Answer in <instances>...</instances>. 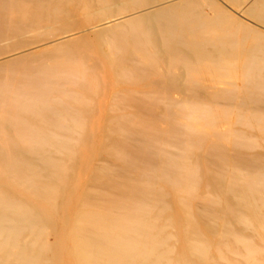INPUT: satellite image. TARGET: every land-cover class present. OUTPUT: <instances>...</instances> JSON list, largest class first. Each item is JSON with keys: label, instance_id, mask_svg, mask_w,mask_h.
I'll list each match as a JSON object with an SVG mask.
<instances>
[{"label": "bare ground", "instance_id": "1", "mask_svg": "<svg viewBox=\"0 0 264 264\" xmlns=\"http://www.w3.org/2000/svg\"><path fill=\"white\" fill-rule=\"evenodd\" d=\"M163 1L121 16L155 1L0 0V264H264V154L252 152L258 142L244 130H216L208 102L145 90L150 95L124 103L132 111L107 120L99 138L109 160L94 163L86 146L95 136L85 118L91 105L74 87L89 81L83 68L93 71L85 63L94 57L69 44L76 33L66 40L56 34L75 7L113 19L97 30V44L114 50L106 60L127 67L115 66L121 81L147 74L133 63L144 61L136 56L146 47L187 66L204 51L215 58L205 47L215 48L217 39L206 31L234 29L240 43L251 44L239 50L244 90L206 89L212 100L233 101L240 124L253 120L264 130V26L252 21L264 2ZM175 75L181 73L168 78ZM195 88L186 89L197 98Z\"/></svg>", "mask_w": 264, "mask_h": 264}, {"label": "rangeland", "instance_id": "2", "mask_svg": "<svg viewBox=\"0 0 264 264\" xmlns=\"http://www.w3.org/2000/svg\"><path fill=\"white\" fill-rule=\"evenodd\" d=\"M154 1L155 2L152 3L151 5L141 6L135 10H131L127 13H123L121 16L130 14V13L132 15H135V16L138 14L142 15V14H145V13L151 11V10H154L156 7L163 6L166 3L163 0H154ZM247 1H249V0H247ZM247 1H243V3L247 2ZM262 1L264 2V0H262ZM222 8H224V10H227L225 7H222ZM205 10L208 11L207 9H205ZM95 11H96V9H93L91 11V15L89 16V15H86V13L83 10H81L80 7H75L73 9L74 15L64 18L59 25L60 29L56 33L58 35L57 38L60 37V38H63L64 40L71 39L70 36H72L73 33L74 34L76 33L73 37H77V36L78 37L76 39H73V40L71 39V41H69V44L73 48L81 51L82 53L90 54L91 56L94 57L93 60L95 59V61L89 60V61H86V63H85L88 65L87 67L92 66L93 71H92V69L90 71L89 69L87 70L86 67L83 68L82 66H80L81 70L84 69V70H86L85 72L89 71V73H90V74L88 73L89 76H86L87 73L85 74L84 70L81 72V73L84 72L83 74H85L86 79L88 77H90L89 81L86 80V82L84 83L90 89H84V88H87V86L83 88V86H85L84 84H81L82 88L80 87L81 85H79V87L78 86L74 87V89L77 92H79V94H83L85 96L86 100L84 99V101H82V102L83 103L85 102L84 104H87L86 101L89 99L88 103L90 102L89 104L91 105L90 106L88 104L90 106L89 109L91 111V114L85 118L89 121L88 126L92 130V132H95V133H93V135H95V136H92V138L86 142V146L89 147L91 155L93 156V162L94 163H97V161L100 159L109 160V156L107 155V153H105L106 150L100 145L101 140L99 138L100 135L103 133V130L111 125V124L107 123V120L116 119L118 116L117 114H119L122 111L123 112H125L126 110L128 111L130 108H127L124 105V103L125 104H131V103H135V102L139 101L140 100L139 98H138L139 100H137V99H131L130 97L135 98V97L140 96V98H141L142 95H144L146 97L147 94H149V92H146L147 90H150L152 92L151 95L149 94L150 96L153 95L152 97H155L156 95L157 96L161 95L162 98H164V97L170 95L168 97H175L176 99L187 98L189 101H193L194 99H197V102H198V100H200L199 102L200 103L202 102L203 105L207 104V102H208L209 104L207 106H211L210 108L213 110L212 114L214 113L213 117H211V115H210V117H211L210 119H212V121L215 120L214 125L216 126L217 129L216 128H214V129L223 130V131H225V130H244L245 132H247L248 134L253 136L255 138V140L258 142L257 143L258 146L253 148L252 149L253 151L252 150L251 151L252 152H260V153L264 154V130H260L258 128V125H256L253 120H251L250 123H248L246 125L240 124L238 122L239 111L237 108H234L235 105L233 106V104H231V103H233V101H225L222 99H218L219 101L212 100L210 98L211 91L209 89H206V87H208L209 85L219 87V88L220 87L228 88L229 90L237 92L238 96L241 95L242 91L244 90L243 85H244L245 78L242 75V68H241V61H243V57H242V55H240L239 50L241 48H245V47L247 48L251 44L248 42H246L244 44L240 43L239 42V35L236 33V31L234 29H226L221 25H214L215 29L212 28V29H210L211 31H206L205 37H207V35H208L207 32H210L209 38H210V36L212 37V39L214 38L215 40L213 39L214 40L213 42H215L217 39V41L215 42L217 44L212 43L215 46L217 45L215 48L214 47L212 48L211 46H209V44H206V47H205L209 52H211L210 54H212L215 58L211 59L210 55L207 57L206 54L208 52L206 54H203V53H205V51H204V52H201V55H200V53L197 54V58L195 60H193V62H190V63H192L191 65H190V63L189 64L187 63V66L185 64L183 66L182 65L183 63H181V64L177 63L178 66H176L175 64H172L169 61V60L173 61V59L170 57V54L165 52L162 49H155V48L150 47V46L146 47L147 51L145 52V50H146L145 49L144 50L145 53H143L142 55L136 56V57H140V60H144L145 62L142 61L143 62L142 63L140 61L141 62L140 65H139L140 62L139 63L137 62V64H136L135 58H134L133 63L135 64V66H137L136 67L137 71H139V72L141 71L140 73H143L142 70H145L147 72L146 69L148 67L147 74L146 75L141 74V76L139 74L140 77L136 78V79H133L135 76L133 77V76L129 75V77H127L126 75L123 74L124 76L123 75L122 76L127 77L128 79H130V81L128 79L127 80L124 79L126 81H123V80L121 81V78L119 79L117 77V74L119 75V71H118V73H117V71H114V70H116V67H115L116 64H118L119 62H116L115 60H114L115 61L114 63L109 62L108 60H106L104 58V54H109V51H111V50L113 53L114 50L111 47H108L109 45L107 46L105 44V45L100 46L99 44H97L98 38H99L97 30L103 26L109 25L108 21L113 20V19L110 18L107 20L105 19V20L100 21L99 15H97L96 13L95 14L93 13ZM208 13H210V11H208ZM91 16H93V17H91ZM262 17H263V19H260ZM88 19H90V20H88ZM259 20L257 18H254V20L252 19L253 22L264 26V10L261 11L260 16H259ZM98 21H100V22L98 23ZM124 24L126 25V22H124ZM258 29L263 30L262 32L260 30L259 31L262 34H264L263 33L264 28H258ZM212 30H214V31L217 30L215 32L216 34L214 32H212ZM107 32L108 31H106L104 33L102 32L103 34L101 36L106 35ZM77 33L80 35H78ZM68 35H70V36H68ZM81 35H82V38L80 37ZM106 36H109V35H106ZM110 36H111V33H110ZM225 37L226 38L228 37L229 39H231L232 43L228 44V43H219L218 42V40L220 41L221 38H225ZM79 38H81V39L78 42L79 44H77L76 41H78ZM44 42H47V41H44ZM42 43L35 44L34 46L38 47ZM241 45H242V47L240 48ZM34 46L32 45L31 47L34 48ZM108 48L109 49L111 48V49L108 50ZM261 48L264 49L263 46ZM216 50H218L219 52H217ZM151 54H153V55L151 56ZM221 56H222V58H221ZM204 57H205V60H204ZM152 58L156 62V64L154 62L150 64L149 61H151ZM217 58H221V60L224 59L226 64L223 67L218 66L217 64L221 60H218ZM174 62L175 61H173V63ZM210 62H212V63L210 64ZM144 63H145V65H143L144 67L142 68V64H144ZM169 63H171V65H174L177 68H173V67H171V65H169V67H168ZM193 65L195 66L196 71H195V69H193V67H194ZM121 66H117V67L119 69L120 68H123V69L127 68V67H124V66L121 67ZM145 66H147L146 69H144ZM151 66L154 69L151 68ZM218 67L220 69H218ZM150 69L153 72H151ZM168 69L170 71V74L167 71ZM191 70H193L194 73H196V72H198V73L194 74L193 71H191ZM91 72H93V75ZM150 72L153 73L154 75L151 74ZM174 72L178 75H179V73H181V75H179V76L175 75L174 78L172 76H170L171 78L169 79L168 76ZM122 73H124V72H122ZM148 73H149V75H148ZM165 73H166V75H165ZM167 74H169V75L167 76ZM132 75H135V74L133 73ZM193 75H194V77H193ZM93 76L97 77V78L95 77L96 78V81L94 80L95 83L92 81V79H94ZM143 76H146V77L143 78ZM162 76H163V80H162ZM187 76L188 77L192 76V79L189 78V79H191V82L187 78ZM131 77H132V80H131ZM137 77H138V75H137ZM194 78H196V79H194ZM187 80H189L188 84H187ZM196 80H197V82H200L201 85L199 83L198 84L195 83L194 84L195 86H193L192 81L196 82ZM160 81L163 82L162 83L163 85L160 84ZM176 82L179 85L178 84L174 85V83H176ZM189 83H191V85ZM95 84H96L97 88L95 87ZM186 85H188V86L186 87ZM166 86H170V88H174V90L173 89L171 90L169 88H168L169 90H167V89H165ZM189 86L190 87L192 86L194 88L197 86V88H195L196 93H198V95L196 94L197 98L194 96L195 93L193 94L192 90L190 93L187 92L186 88H189ZM198 87L203 88V89L198 90ZM94 88L96 89V91L94 90ZM164 90H165V92H163ZM141 91L142 92L144 91V92L142 93ZM154 91H156V92H154ZM93 92H95V94ZM145 93H147V94L145 95ZM186 93H189L190 95H188ZM163 94H164V96H163ZM165 94H166V96H165ZM121 96H122V98L120 99ZM143 97L141 99H143ZM91 99L93 100V102ZM164 99L166 100V98H164ZM121 100H123V102H122L123 105L120 104ZM116 101H118V102H116ZM239 101H241V98H237L234 100V102H239ZM199 102H198V104H199ZM117 103H119L122 107L119 106ZM202 103H201V105H202ZM111 105L113 107H114V105H117L118 108L116 107L117 109L114 110V108ZM250 106H252V104H249L248 108L244 109V111L247 112V114H250L248 112H251L252 110H254L253 107H250ZM153 108H154V110H158V111H155V113L157 112V114L164 112V109L161 108V106H158V108L154 106ZM159 109H161V110H159ZM222 109L224 110V112H222L223 111ZM186 110L188 111L189 109L187 108ZM220 110H222V111H220ZM262 110H263L262 113L264 116V106H263ZM218 115L222 119V120L220 119L221 120L220 122H219V120L217 121V119L220 118V117H217ZM184 120L185 119H181L182 122ZM199 127L202 128L201 124H199ZM203 127H204L203 130L209 131V129H211V124H209L208 126L205 125ZM208 127H210V128H208ZM213 127L214 126H212V128ZM228 145L230 148L233 147L232 144H228Z\"/></svg>", "mask_w": 264, "mask_h": 264}, {"label": "built area", "instance_id": "3", "mask_svg": "<svg viewBox=\"0 0 264 264\" xmlns=\"http://www.w3.org/2000/svg\"><path fill=\"white\" fill-rule=\"evenodd\" d=\"M246 1V0H245Z\"/></svg>", "mask_w": 264, "mask_h": 264}]
</instances>
